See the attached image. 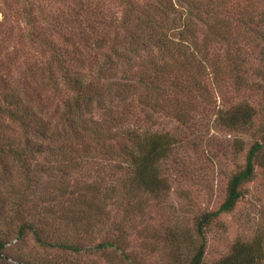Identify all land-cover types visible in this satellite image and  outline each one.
<instances>
[{
	"label": "trees",
	"instance_id": "1",
	"mask_svg": "<svg viewBox=\"0 0 264 264\" xmlns=\"http://www.w3.org/2000/svg\"><path fill=\"white\" fill-rule=\"evenodd\" d=\"M121 1L123 31L92 8L88 29L31 30L18 35L19 47L0 48V221L17 237L86 249L110 217L106 174L131 179L127 195H160L162 162L182 140L176 129L196 128L192 111L210 108L216 90L238 97L218 108L222 125L264 136V0ZM167 118L175 121L168 129ZM262 151L264 139L230 177L221 205L198 218L202 241L182 264H203L206 227L234 210ZM124 208L123 220L132 212ZM5 245L0 239V252ZM114 245L111 238L95 247ZM262 261L261 238L238 240L220 263Z\"/></svg>",
	"mask_w": 264,
	"mask_h": 264
},
{
	"label": "rangeland",
	"instance_id": "2",
	"mask_svg": "<svg viewBox=\"0 0 264 264\" xmlns=\"http://www.w3.org/2000/svg\"><path fill=\"white\" fill-rule=\"evenodd\" d=\"M88 2L0 0V48L11 51L19 47L18 35L31 30L49 32L63 28L70 32L88 29L84 23ZM90 4L87 12L92 13L93 8L97 16L113 17V31H123L124 2L93 0ZM31 17L32 25L28 21ZM57 20H70V24H52ZM105 27L107 30L108 25ZM5 33L9 37L3 41ZM37 51L36 55L39 54ZM215 93L217 97L210 108L192 111L196 128L179 126L176 129L182 140L162 162L167 188L160 195L143 191L127 195L132 186L131 179L117 177L118 173L103 175L101 181L107 188L102 191L113 190V199L105 205L110 217L92 229L93 233L86 238V249L77 252L45 247L31 233L17 237L15 229L6 231L7 226L0 221V239L6 241L0 252V264H182L191 257L202 241L196 230L198 218L221 205L230 177L245 166L251 145L264 139L256 129L244 132L222 125L218 108L225 104L227 97L233 101L238 97L231 91L226 95H221L220 90ZM169 121L170 118L163 120L167 129L175 124V121ZM255 166V176L243 186V196L234 210L222 214L206 227L203 264H221L238 240L264 239V151L256 159ZM128 198L130 204L126 206ZM124 206L132 211L125 220ZM123 235L125 239H119ZM111 238L114 246L95 247Z\"/></svg>",
	"mask_w": 264,
	"mask_h": 264
}]
</instances>
